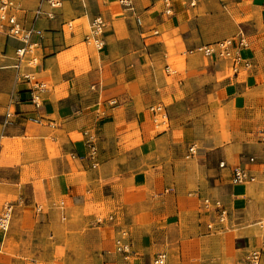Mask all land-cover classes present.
Wrapping results in <instances>:
<instances>
[{
    "label": "crops",
    "instance_id": "obj_1",
    "mask_svg": "<svg viewBox=\"0 0 264 264\" xmlns=\"http://www.w3.org/2000/svg\"><path fill=\"white\" fill-rule=\"evenodd\" d=\"M16 1L30 27L39 0ZM63 1L60 9L45 7L54 20L35 24L44 31L39 66L23 68L48 84L40 110L28 85L14 86L19 43L0 37V214L14 205L8 235H0V264H48L47 238L63 225L74 232L70 238L88 228L91 254L112 248L120 264L114 242L122 231L133 242L131 264H151L159 253L167 254L166 264H247L264 242V172L249 164L251 157L264 162V0H249L257 27L245 35L249 48L241 54L253 68L237 75L231 60L186 55L239 35L241 26L217 7L222 0L196 7L173 0L170 15L163 0H132L135 12L118 0ZM117 7L122 15L115 17ZM97 16L107 23L102 51L85 43ZM154 106L166 109L167 123L155 121ZM9 109L13 124L4 128ZM28 117L43 122L33 125ZM90 143L98 149L96 169L86 158ZM191 146L197 154L187 158ZM237 166L251 169L257 181L233 185L230 168ZM204 199L223 203L226 225ZM108 212L123 215V223L102 216ZM145 214L151 224H135ZM65 238L56 241L61 260L82 264L83 255L67 254Z\"/></svg>",
    "mask_w": 264,
    "mask_h": 264
},
{
    "label": "built area",
    "instance_id": "obj_2",
    "mask_svg": "<svg viewBox=\"0 0 264 264\" xmlns=\"http://www.w3.org/2000/svg\"><path fill=\"white\" fill-rule=\"evenodd\" d=\"M206 0H189L191 7H196L199 2ZM119 5L128 12H135V7L132 0H118ZM63 0H39L38 7L35 13V19L33 25L27 27L22 20L18 17V11L21 9L19 3L16 0H0V37L6 40H14L19 43V46L15 49V74H14V86L28 85L31 96L30 103L35 109L40 110L43 104V94L48 89V84L41 82L36 74L30 72H24V67L36 68L39 66V57L37 55L38 50L41 48L42 40L44 39V31L38 29L35 24L36 22L46 17L50 20H54L56 15L53 12H46L45 7L48 6L51 10H57L63 7ZM164 12L167 15L173 12V0H163ZM137 24L142 25L140 18H137ZM73 22L68 23V29L73 30ZM107 23L101 16L93 18L90 24L89 34L85 38V43L88 46L95 48L97 51H102L106 45L105 34H106ZM1 43V42H0ZM249 42L245 34H239L236 37L220 40L218 42L199 45L186 51V55H200L204 58H219L231 60L233 74L237 75L240 73L249 72L252 70V63L245 59L241 50L248 49ZM4 55V52L0 51V57ZM167 72L170 73V68H166ZM152 113L159 119H155L157 123H167L168 114L163 106H154L150 109ZM3 127H9L13 124V114L11 110L3 115ZM27 121L33 125L42 124L43 120L41 117H28ZM260 142L264 143V112L262 116V127L259 131ZM87 160L92 163V168L98 167V149L95 144H88ZM197 154V148L191 146L188 149L187 158H191ZM249 164L257 166L264 172V162H258L257 158H249ZM220 168H225V163L220 164ZM232 174L233 185H246L252 184L257 181V176L251 169L244 167H232L230 168ZM204 207L208 210H215L217 213V222L220 225H226L229 219L228 210L225 208L221 201H212L210 199L203 200ZM65 204L61 202L59 209L62 212L61 219L65 220L63 213ZM14 212V205L8 203L5 205L2 213L0 214V230L7 231L10 227L12 216ZM113 221V218H110ZM100 220L99 223H103ZM261 227L264 228V222L261 223ZM209 230H215L213 225H208ZM114 252L120 255L125 264H131L132 258L135 255L133 249V242L130 239L127 231H122L118 238L114 242ZM264 258V242L260 249L251 251L246 257L247 264H263ZM168 256L166 253H159L152 260L151 264H166Z\"/></svg>",
    "mask_w": 264,
    "mask_h": 264
},
{
    "label": "rangeland",
    "instance_id": "obj_3",
    "mask_svg": "<svg viewBox=\"0 0 264 264\" xmlns=\"http://www.w3.org/2000/svg\"><path fill=\"white\" fill-rule=\"evenodd\" d=\"M223 3H221L220 1L219 4L217 5V7L220 9V11L224 10L227 13V18L232 21L235 22V24H239L241 26V29H239V34H245L246 36L248 35V33H251L252 31H254L257 27V22L253 21L254 17H255V13L254 11H252L251 8V4L249 3V0H246V3L239 5L237 4L238 0H222ZM145 2V1H144ZM143 0H138V3H144ZM162 2L160 3V6ZM113 15L115 17L117 16H121V10L119 7L114 8L113 9ZM86 30L89 31V27L88 24L86 22ZM81 53H77V55H80ZM264 80V79H263ZM264 85V82H263ZM6 86V85H5ZM60 203V202H59ZM60 205V204H59ZM115 215L116 216V222L119 223H123L124 217L123 215H117L114 214L113 212H108V213H104L102 216L104 218L109 219L110 216ZM59 217V216H58ZM64 222L62 221V219L60 218L59 222ZM67 221V220H66ZM65 221V222H66ZM60 222V223H61ZM64 222V223H65ZM110 222V221H109ZM152 222V218L151 215H141L139 217H137V221H135V224H141V225H146V224H151ZM63 225V224H62ZM63 231L58 233L57 231H55L54 233V238H51V235L49 236V238H47V242L45 245L46 250L49 253V262L48 264H69L68 260H70V257L66 256V262H64L63 260H61V258L63 256H65L64 252L59 251L58 249V245H57V239L59 237V235H63L65 234V250L68 253H72V255L74 257H76V259L80 258L81 255H83V260L85 259V261L82 262V264H120L119 259L117 256H115V254L112 252V248H110L109 250L103 248L100 249L98 251H93V253L95 254H91V251L89 249H87L88 247L84 244L85 243V234L88 231V228L83 229L82 233H78L76 235H79L78 237L74 238V237H67V235H70L74 232L70 231L68 227H65L63 225L62 227ZM9 231V229L7 231H0V235L1 236H5L8 235L7 232ZM111 251V253H110ZM58 252H60L58 254ZM98 254V256H97ZM82 258V257H81ZM71 264H75V262H71Z\"/></svg>",
    "mask_w": 264,
    "mask_h": 264
}]
</instances>
